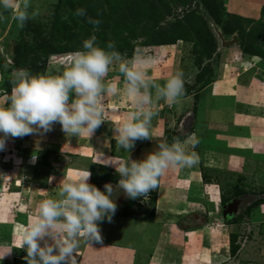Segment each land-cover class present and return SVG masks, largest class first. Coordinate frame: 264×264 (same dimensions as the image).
Instances as JSON below:
<instances>
[{
	"label": "rangeland",
	"instance_id": "rangeland-1",
	"mask_svg": "<svg viewBox=\"0 0 264 264\" xmlns=\"http://www.w3.org/2000/svg\"><path fill=\"white\" fill-rule=\"evenodd\" d=\"M92 1L31 0L29 9L31 18L22 29L12 18L14 10L4 11L0 8V12L6 17L0 20V47L4 49V53H0V76L3 77L0 80V88L10 92L11 72L14 68H27L32 73H61L68 65L65 58L68 57L70 61L71 53L75 52V49H82L83 41L93 35L98 46L106 49L107 44L112 42L115 44V50L126 59L153 56L155 63L147 72L154 79L171 77L178 70L184 73L186 87L192 85L197 88V84L203 82L202 76L208 71L214 77L213 82L233 76L236 80L244 82L249 80L246 77L250 75L256 79H264V56L254 55L256 49L264 54V0H97L100 4ZM89 7H92V10L87 11ZM80 8L85 9V16L76 15L77 9ZM99 8L101 12L95 17L93 11ZM88 18L98 20L99 25L89 23ZM185 23H191L192 26L188 27L189 24H186L187 40L182 38L175 43L160 44L159 41L165 35L173 34L174 26L178 29ZM144 27H147L146 31ZM177 32L182 35V32ZM234 37L238 39V43L229 44L230 41H234ZM43 50L50 53L45 63L40 56L36 57ZM163 50L165 51L163 55H158ZM58 57L60 58L56 60ZM49 68H55L59 72H51L47 70ZM105 80L109 83L124 81L118 65L112 66ZM205 92L199 95L201 99L199 103L202 102ZM190 96L193 94L190 93ZM2 102L0 98V103ZM163 102L159 121L162 132H165L163 136L159 139L151 138V143L145 150L134 151L135 148H132L125 156L122 155L123 158L142 160L148 153L155 151L159 143L169 140L172 142L173 137L186 138L193 131L200 141L195 151L203 162L199 159L198 165L192 168L166 170L159 178L163 183L161 182L159 195L161 199L158 205L156 190L151 191L148 198L130 199L126 195L123 197L121 192L123 190L118 185L119 177L113 166L93 164V160L81 159L79 152H66L60 143H68L72 137L75 139L74 143H79L77 135L66 133L67 136H59L52 131L45 135V139L52 142L45 143L42 149L31 145L29 136L33 138V134L7 141L6 149L0 151V176L4 179L0 195L5 196L6 190H16L17 180L27 179L28 183H21L19 189L31 188L32 184L40 188L51 186L49 196L55 197L60 184L69 178L70 168L82 167L91 172L89 183L92 182L91 184L99 190L104 191L106 183L113 185L115 203L118 197H123L121 202L116 203L117 210L112 222L108 223L111 228L105 243V249L109 251L106 264H264V165L248 163V167L245 166L240 174L230 171L226 163H221L223 161L217 164V167L214 166L215 168L205 166L215 165L222 157L225 158L222 154H226V149L217 142H208L213 136L210 138L206 128L203 129L204 125L195 121L198 115L196 109L200 108V104L194 102L188 113H183V115L186 113L187 119L193 120V127L190 124L188 127L179 124L182 115L173 112L177 110V106ZM111 105L118 109L128 107V111L132 109L123 90L119 91L118 98L116 97ZM53 128L61 126L55 123ZM136 142L142 143V140ZM113 144L112 141L109 143L112 153ZM219 149L221 154L218 152ZM16 151L19 152V158ZM33 156L36 157L35 162L32 160ZM10 157L11 162L6 164L5 161ZM24 163L28 165L25 177L22 169ZM197 170L200 171L203 182L214 183V187H207L208 190L202 192L205 186L203 184L201 189L199 183V188L192 193L188 192L191 196L202 197L191 199L199 202L196 205L200 209L199 212L171 216L178 214L179 208L174 206L172 195L162 198L165 196L163 192L169 189L166 188V182L173 176L187 177L193 174L192 171L196 173ZM51 176L54 179L50 183ZM235 191L247 193L246 197L237 198L250 197L251 200L239 206L233 220L222 221L224 219L221 220L219 214L221 200L233 196L236 194ZM208 196L212 197V203ZM28 199L27 196L26 200ZM260 199L263 202L258 203ZM28 201L33 203L31 199ZM131 204L132 207L129 208ZM36 212L34 211L33 215ZM155 221H158V224ZM117 223L145 225L146 234L152 237L147 236V244H143L142 238L139 243L144 245L142 248H136L135 243L131 244L132 252L127 258L126 243L119 241L121 231L115 229ZM173 233L179 238L182 237L180 245L172 244ZM231 235L236 236L235 243L238 246L233 256L229 252ZM88 249L90 248L79 247L77 264H93L97 253ZM21 256L24 260L16 259L12 264H27L26 252ZM103 263L100 258V262L95 264Z\"/></svg>",
	"mask_w": 264,
	"mask_h": 264
},
{
	"label": "clouds",
	"instance_id": "clouds-1",
	"mask_svg": "<svg viewBox=\"0 0 264 264\" xmlns=\"http://www.w3.org/2000/svg\"><path fill=\"white\" fill-rule=\"evenodd\" d=\"M0 8L14 10L12 18L21 29L31 18V0H0ZM76 15L85 16V9H77ZM4 19L6 17L0 12V20ZM88 22L100 23L91 18ZM0 53H4L3 47ZM154 63L152 57L126 59L115 50L112 42L106 49L102 48L93 35L83 41L82 49L71 53L66 70L61 73H32L27 68H14L10 92L0 88L3 100L0 103V151L6 149L9 139L47 133L55 123L60 124L64 133L90 136L105 121V96L120 91L105 80L112 66L118 65L125 82L123 92L132 111L114 132L119 148L130 152L136 141L151 140V122L158 107L156 101L164 99L171 106L180 103L186 94L183 71H176L160 85L153 82L147 72ZM199 143L195 133L184 140L173 137L171 143H159L156 150L142 160L109 157L107 159L116 163L107 165L114 166L118 185L128 198H148L149 193L158 188L159 178L166 170L198 165L200 158L195 148ZM16 153L19 158V152ZM11 157L5 163L11 162ZM32 160L35 162L36 157ZM90 177L88 169L77 171L60 184L55 197L49 196L39 202L30 224L19 225V247L26 251L27 264H77L82 239L89 244L92 241L102 243L99 224L105 219L112 222L117 210L113 199L115 189L106 183L101 191L89 183ZM53 179L50 177L49 182ZM18 183L16 181L15 186Z\"/></svg>",
	"mask_w": 264,
	"mask_h": 264
},
{
	"label": "crops",
	"instance_id": "crops-1",
	"mask_svg": "<svg viewBox=\"0 0 264 264\" xmlns=\"http://www.w3.org/2000/svg\"><path fill=\"white\" fill-rule=\"evenodd\" d=\"M164 52L165 51L163 50L160 51L159 54L158 53L157 54L163 55ZM67 62L69 61H66V63ZM241 63L239 64L242 65ZM47 70L51 72H59L56 71L55 68L54 69L49 68ZM250 76L246 77V79H249L246 82H244L243 80H236L234 76L231 78L228 77V78L216 80L203 89V91L206 92L202 96L203 97L202 102L199 103V101H201L199 95L203 92L201 90L200 92H198L199 94L192 93L193 96H190V94L184 96L181 99L180 103L175 104L177 106V110L173 112H175L176 115H182L181 120H179V124L180 123L181 125L185 124V126H188V124H190L193 127V120L191 121V119H187L188 117L186 118L185 116L186 113H188V111L197 101V103L200 104V108L196 109L197 111L196 114L198 115H196L195 121L200 122L202 125H204L203 129L206 128V130L208 131V136L210 138L213 136V139L212 140L208 139L209 140L208 142L211 143L217 142L219 146L222 145L223 148L226 149V154L224 153L222 154V156H225V158L221 156L222 159L224 158L223 160L220 159L221 158L220 157L219 162H216V164L212 166L210 164H206L205 166L207 167L210 168L214 166L217 167L218 166L217 164H220V162L223 161L221 163L223 164L226 163L230 171L240 174L243 172V169L245 168V166L248 165V163L264 165V79L262 78L256 79ZM149 77L153 82L158 83L160 85H163L170 78V77H163V79L162 78L154 79L152 76ZM110 83L117 86V88L120 90H123L125 88V85H120V84H125L124 81L120 80L118 82L115 81ZM152 92H153V99L155 100V90L153 89ZM118 95H119V91L115 94H107L105 96L104 99L105 110H106L105 121L102 122V124L90 136L88 134L77 135V138L79 139L78 141L79 143H74L75 139L74 137H72V140L71 141L69 140L68 143L66 142L60 143L62 149L66 150V152L68 153L79 152V156L81 157V159L85 161L87 159H90L93 160V163L101 164L107 167L112 166L107 164L116 163V161L109 160L107 158L109 157L123 158L126 152L124 151V149L119 148V146L116 144L114 129L117 128L123 122V120L126 118L127 113L132 111V109H129L128 111L127 109L128 107H121L118 109L116 108V106H112L111 103H113L116 100V97L118 98ZM193 97L194 99L195 98L197 99L194 101V99H192ZM163 101L165 100L159 99L158 101H156L158 107L155 110L156 115H154V117L152 118L151 128H150V136L153 139L154 138L159 139L165 133L162 132V127L160 126V122H159L161 121L160 117L164 103ZM110 112L111 114H109ZM184 112H186L185 115H183ZM195 125H197V123ZM51 131L56 132V135L59 134V136L66 135V133H62L63 131L61 128H53ZM51 131H49L48 133H50ZM192 133L193 131L190 132V134ZM33 135H34L33 138L32 137L30 138L29 136V141L31 142V145L33 147L35 146L37 148L42 149L44 148L45 143L48 144L47 142H52L49 141L50 139L49 140L45 139V137L47 136L46 133L44 134L34 133ZM40 135L43 137L41 138ZM180 139L184 140L185 137H182ZM111 141L112 143H114L113 153L111 148L109 147V143ZM150 143L151 140H142V143L135 142L136 145L135 147H133L135 148L134 151L136 149H139V151L140 149L145 150L147 149ZM218 152L221 154L220 149ZM215 159L217 160L218 158H216L215 156ZM200 160L203 162V159ZM27 168L28 165L24 163L22 168L24 177L27 174ZM79 170H85V168L82 167L79 168L76 166L70 168L68 177L75 175V173ZM192 173H193L192 175L189 174L187 175V177H183L180 175L173 176L170 179H168V181L166 182V188L169 189L168 190L166 189L163 192V195L165 193V196L162 198L165 199L169 197L168 195H172L171 199L175 203L174 206L176 208H179L178 214L175 213L174 215L171 216H177L183 213L199 212L200 209L196 207V205H198L199 202H196L195 200H191V199L194 198L201 199L202 197L191 196L188 194V192L190 191V193H192L193 190L199 188L198 187L199 183L201 185V189L203 188L202 186L203 184L205 186L202 189V192H204V190H208L207 187H214L215 185L214 183L203 182L199 170H197L196 173L192 171ZM17 182H19L18 183L19 185L15 187L17 188L16 190H6V192H4L5 196L0 195V257L4 256L3 259H0V264H12L13 261L16 259L24 260L23 259L24 257L21 255L26 251L23 248L19 247L20 244L19 233L21 231L19 225L21 224L28 225L31 223V219L34 216L33 212L34 211L36 212L38 210L39 202L45 198H48L49 193L51 192L52 189L51 186H48L46 188H40L32 184L31 188H27V189L23 188L21 190L19 189L21 183H25V182L28 183V181L27 179H21V180H17ZM161 182L162 181H159V186L156 189L157 205L160 203V199H161V197L159 196L163 183ZM3 183H4L3 177H0V189H2ZM121 192L124 197L125 193L123 191ZM41 194H44V196H41ZM205 194L208 195V193ZM27 196L29 197L28 200L31 199L33 203H29V201L26 200ZM123 197L120 198L118 197L116 203L121 202ZM211 198L212 197H209L208 200L212 203L213 201ZM131 207L132 204L129 206V208ZM9 219L10 220L12 219L11 221L13 223ZM157 222L156 224H158ZM108 223L109 222H107V220L105 219L99 224L102 230L101 244L95 241H92L89 244L83 239L80 242L83 244V245L80 244V246L84 248H90L96 251L97 255L96 257H94L93 264H95L96 262H100V258L102 262L104 261L103 264H106L105 261H108L109 259L107 258V254L109 253V251H107L108 249L107 250L105 249L106 248L105 243L107 241L106 238L109 235L108 233L111 228L110 224L108 225ZM125 224L126 223L124 224L117 223L116 225L117 227H115V229H117L118 232L121 231V234L118 236L120 238L119 241H122V243H126L125 247H127V249L125 250L126 251L125 256L129 258L132 252L131 251L132 248H130L131 244L135 243L136 248L141 246L144 247V245H141L142 243L139 244L140 241H142V238L144 239L142 241L144 242L143 244H147L146 243L148 239L147 236L150 237L152 236L149 235L148 233H147L148 235L146 234L145 225H129V224L125 225ZM144 232L145 234H143ZM133 235H135V238L133 237ZM181 238H182L181 236L179 238L177 234L173 233L171 237V241H173L172 244L174 246L180 245L181 244L180 242L182 241ZM107 247L111 248V246H107ZM18 256L21 257L18 258Z\"/></svg>",
	"mask_w": 264,
	"mask_h": 264
},
{
	"label": "trees",
	"instance_id": "trees-1",
	"mask_svg": "<svg viewBox=\"0 0 264 264\" xmlns=\"http://www.w3.org/2000/svg\"><path fill=\"white\" fill-rule=\"evenodd\" d=\"M93 3H95L96 4V2H98L99 4H100V2L99 1H97V0H93L92 1ZM92 7H89L88 8V10L87 11H89V10H92L91 9ZM95 10V9H94ZM94 13H93V15L95 16V17H97L98 16V14H99V12H101V8H99L98 10H95V11H93ZM186 24H189V23H185L183 26H179V28L177 29L176 28V26H174V30H172V33L173 34H167V35H165L162 39H161V41H159L160 42V44H163V43H175L178 39H184V40H187L186 39V35H185V31L187 30V28H185V27H187V25ZM192 27L191 26V23L188 25V27ZM145 28V27H144ZM146 29H147V27L145 28V31H146ZM190 29V28H189ZM148 31V30H147ZM150 31V30H149ZM177 31H179V32H182V35L179 33V34H177L178 32ZM115 38V37H114ZM116 39V38H115ZM40 47H37V49H39ZM41 48H43V47H41ZM254 48V47H253ZM36 49V48H35ZM121 49V48H120ZM255 49V48H254ZM77 50H80V49H75V51H77ZM50 55V53L49 52H47V51H45V50H43L40 54H38L36 57H39L40 56V59H42V61H43V63H45V62H47L46 60L48 59V56ZM254 55H259V56H264V54L261 52V51H258L257 49L255 50V53H254ZM210 73V71H208L207 73H206V75L204 74V76H202L203 77V82H202V84H197V88H196V86H192V85H190V86H185V88H186V94H185V96L186 95H188V94H192V93H195V94H198L197 92H200L201 90H203L205 87H207V86H209L212 82H213V76L211 75V74H209ZM195 88H196V90H195ZM168 143H171V141L169 140V141H167ZM94 164V163H93ZM115 181V180H114ZM92 183V182H91ZM236 192V191H235ZM243 197V196H247V193L245 192H241V191H237L236 192V194H234L233 196H231V197H229V198H227V199H222L221 200V203H220V205H225L227 202H229V201H231L232 199H234V198H237V197ZM261 202H263L262 201V199H260V200H258V203H261ZM225 222H229V221H225ZM235 240H236V236H234V235H231L230 236V255L231 256H233L234 255V253H235V251H237V249H238V246H237V244L235 243Z\"/></svg>",
	"mask_w": 264,
	"mask_h": 264
},
{
	"label": "water",
	"instance_id": "water-1",
	"mask_svg": "<svg viewBox=\"0 0 264 264\" xmlns=\"http://www.w3.org/2000/svg\"><path fill=\"white\" fill-rule=\"evenodd\" d=\"M231 43H238V39L234 37V41L229 42V44ZM250 200H251L250 197L243 199H239V198L232 199L231 201L227 202L225 205L221 207V217L223 219H228V218L230 220L233 219L236 213L238 212L239 206L241 204L247 203Z\"/></svg>",
	"mask_w": 264,
	"mask_h": 264
},
{
	"label": "flooded vegetation",
	"instance_id": "flooded-vegetation-1",
	"mask_svg": "<svg viewBox=\"0 0 264 264\" xmlns=\"http://www.w3.org/2000/svg\"><path fill=\"white\" fill-rule=\"evenodd\" d=\"M223 205H220V212H221V207H222ZM221 214V213H220ZM234 219V218H233ZM233 219H231V220H233ZM227 221H231L229 218L228 219H226Z\"/></svg>",
	"mask_w": 264,
	"mask_h": 264
}]
</instances>
